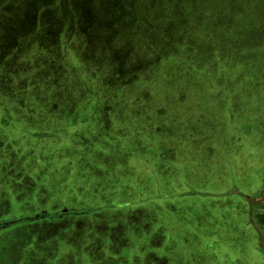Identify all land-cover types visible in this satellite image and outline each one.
I'll return each mask as SVG.
<instances>
[{"label": "rangeland", "instance_id": "obj_1", "mask_svg": "<svg viewBox=\"0 0 264 264\" xmlns=\"http://www.w3.org/2000/svg\"><path fill=\"white\" fill-rule=\"evenodd\" d=\"M263 179L264 0H0V264H264Z\"/></svg>", "mask_w": 264, "mask_h": 264}, {"label": "flooded vegetation", "instance_id": "obj_2", "mask_svg": "<svg viewBox=\"0 0 264 264\" xmlns=\"http://www.w3.org/2000/svg\"><path fill=\"white\" fill-rule=\"evenodd\" d=\"M263 181H264V179H263ZM263 191H264V185H263ZM263 191H262V193H263ZM256 204L257 203H254L253 205H252V208L254 207V206H256ZM254 209V208H253ZM252 213H254L253 212V210H252ZM65 213H64V210L62 211V210H60L58 213H49V212H42V213H39V214H37L36 216H29V217H21V218H17V219H13L12 221H0V230H1V228H3V227H7L8 225H10V224H12V223H15V222H23V221H26V222H30V218H33L34 219V217H36V218H44V219H46V218H61L63 215H64ZM255 215V214H254Z\"/></svg>", "mask_w": 264, "mask_h": 264}, {"label": "trees", "instance_id": "obj_3", "mask_svg": "<svg viewBox=\"0 0 264 264\" xmlns=\"http://www.w3.org/2000/svg\"><path fill=\"white\" fill-rule=\"evenodd\" d=\"M74 213V212H73Z\"/></svg>", "mask_w": 264, "mask_h": 264}]
</instances>
